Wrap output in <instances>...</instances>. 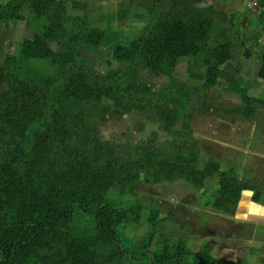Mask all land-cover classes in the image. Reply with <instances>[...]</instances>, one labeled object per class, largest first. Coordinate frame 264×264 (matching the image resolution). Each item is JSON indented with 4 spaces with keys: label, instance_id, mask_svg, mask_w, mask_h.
Masks as SVG:
<instances>
[{
    "label": "trees",
    "instance_id": "trees-1",
    "mask_svg": "<svg viewBox=\"0 0 264 264\" xmlns=\"http://www.w3.org/2000/svg\"><path fill=\"white\" fill-rule=\"evenodd\" d=\"M203 1L135 0L136 7L147 12L148 21L130 44L115 46V55L127 66L106 75L95 72L84 56L86 45L101 44L105 30L90 26L85 16L70 15L67 0L0 4V22L25 20V10L43 21L42 30L25 39L18 53L7 54L0 66V264H123L131 253L119 227L138 222L143 205L117 208L104 195L112 186L138 181L145 169L153 171L154 181L183 178L197 189L219 173V195L211 207L228 215L236 213L245 190L253 191V200H260L263 183L243 180L233 168L221 171L215 160L199 166L200 143L188 114L182 115L181 142L163 158L143 147L137 158L121 162L99 136L98 121L107 119L100 108L105 96L114 100L115 114L156 110L165 130L179 131L180 109L195 95L176 78L152 88L139 80L141 69L173 75L180 58L201 57L204 72H191V78L202 81L197 96L203 110L214 107L208 89L219 79L231 82L242 73L232 38L213 37L215 27L218 37L224 35L223 21L232 19L212 4L202 5ZM72 4L77 7L80 1ZM51 41L59 50L51 48ZM45 59L52 73L38 67ZM254 71L264 79V53ZM241 99L231 113L253 117L256 104H264L246 91ZM167 104L175 108L165 110ZM76 208L94 218L90 233L74 231ZM154 210L147 246L162 231L156 228L158 210ZM173 244L174 251L165 239L158 253L146 250L143 255L149 264H193L186 260L194 253L183 236Z\"/></svg>",
    "mask_w": 264,
    "mask_h": 264
},
{
    "label": "rangeland",
    "instance_id": "rangeland-1",
    "mask_svg": "<svg viewBox=\"0 0 264 264\" xmlns=\"http://www.w3.org/2000/svg\"><path fill=\"white\" fill-rule=\"evenodd\" d=\"M7 1L0 0V4H5ZM72 1L67 0L68 13L70 15L85 16L90 26L102 28L106 32L98 47L85 46L84 56L93 70L99 74L106 75L111 71L125 68L127 63L115 55V46L118 44L128 45L140 34L149 18L147 12L136 8L135 0H79L80 5L77 7L73 6ZM211 2V0H204L201 4L206 5ZM217 5L224 9L230 6L234 13H227L232 21H223L224 26L227 28L226 33L224 35L219 34L218 37V27H215L213 37L221 41L229 37L232 38L237 47L235 49V59L241 63L242 73L255 76V64L259 56L264 53L263 10L247 9L243 0H219ZM24 14L26 16L25 20L3 22L8 24L9 33L6 37L7 42L3 47L4 56L0 55V66L4 64L7 54L18 53L25 39L33 38L36 33L42 30V20L31 18L28 10H25ZM50 46L55 51L59 50V45L55 41H51ZM245 64L247 65L245 66ZM37 65L42 67L44 72L52 73L53 69L48 59ZM191 72L196 74L204 72L201 57L180 58L173 75L155 74L148 69L140 70L139 80L148 83L152 88L159 89L176 78L180 81H185L195 95L194 99L184 109H180L181 118L177 123L176 131L179 129L177 132L165 130L156 110H148L146 112L133 110L130 113L118 115L114 113V100L107 96L103 97L100 108L107 114V119L98 121V131L108 151L115 154L121 162L137 158L140 155V148L143 147L151 148L156 154L158 153L159 157L163 158L167 154L175 152V143L182 140L179 133L182 125V115L188 114L190 116L189 123L193 133L195 126L199 127L201 123L208 122L207 120L213 119L216 122L218 118L232 119L233 114L230 109L242 102L241 94L232 93L228 88L229 82L219 79L221 81H218L219 83L215 87L206 91L208 98L214 101V107L211 108L212 110H203L200 107L199 97L197 96V91L200 89L202 81L192 79ZM252 78L248 77L251 84L253 83ZM254 92L256 93H252V96L264 98V89L263 92L258 90ZM173 108L175 106L172 104H167L164 107L165 110ZM256 108L259 109L260 117L264 119V104L259 103ZM200 121L201 123H199ZM199 166L202 165L199 164ZM178 182L181 183V193L187 194L185 191L188 188L186 185L188 182L181 180V178L154 181L153 171L145 169L141 172L138 181L117 187L112 186L107 190L104 198L114 207H129L138 202L143 205L142 215L138 222H125L119 227L120 237L131 253L124 259L123 264H149L143 252L150 250V252L158 253L165 239H169L170 246L174 245L172 241L173 238L177 237V234L173 232V235L166 232L165 237L156 233L149 246H147V243L148 236L152 230L149 217L152 211L157 212L154 209L158 210L156 228L162 227V230H165L169 227L170 220L160 215L157 202L163 198L166 200L170 199L172 195L178 196L179 190L176 187ZM94 226L95 221L92 216L80 208L75 209L73 218L75 232L87 234L91 232ZM182 233L183 238L187 240L189 232L183 230ZM171 247V250L174 251V246ZM205 250H208V247L201 249L200 253ZM209 253L210 251L204 255L196 253L195 255L187 256L186 260L193 264H213L209 262Z\"/></svg>",
    "mask_w": 264,
    "mask_h": 264
},
{
    "label": "crops",
    "instance_id": "crops-1",
    "mask_svg": "<svg viewBox=\"0 0 264 264\" xmlns=\"http://www.w3.org/2000/svg\"><path fill=\"white\" fill-rule=\"evenodd\" d=\"M211 1L208 4L218 10L234 13L230 6L220 8L217 5L219 0ZM7 25L0 23L2 57L9 33ZM248 77H253L252 84ZM228 88L234 94L246 91L252 96L256 90L263 92L264 79L240 73L229 82ZM232 114V119L218 118L216 122L212 119L203 124L200 121L199 127L193 128V136L200 143L199 164L204 166L209 160H215L221 171L233 168L241 179L264 184V119L260 117L258 108L253 117ZM181 180L188 182V188L184 190L187 194L181 193V183L178 182V196L172 195L170 199L163 198L157 202L160 215L170 220L169 227L157 234L165 237L166 232L176 233L177 237L172 241L175 243L183 230L189 232L187 248L194 255H204L200 250L210 248L209 262L213 264H264V192L260 200L255 201L252 199L253 191L245 190L236 213L228 215L211 207V202L219 195V173L210 176L201 189L186 179Z\"/></svg>",
    "mask_w": 264,
    "mask_h": 264
},
{
    "label": "built area",
    "instance_id": "built-area-1",
    "mask_svg": "<svg viewBox=\"0 0 264 264\" xmlns=\"http://www.w3.org/2000/svg\"><path fill=\"white\" fill-rule=\"evenodd\" d=\"M248 9L264 10V6L261 4V0H243Z\"/></svg>",
    "mask_w": 264,
    "mask_h": 264
}]
</instances>
